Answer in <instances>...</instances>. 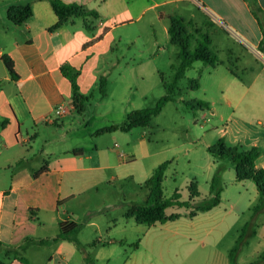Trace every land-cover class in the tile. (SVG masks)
I'll list each match as a JSON object with an SVG mask.
<instances>
[{
	"label": "rangeland",
	"instance_id": "obj_1",
	"mask_svg": "<svg viewBox=\"0 0 264 264\" xmlns=\"http://www.w3.org/2000/svg\"><path fill=\"white\" fill-rule=\"evenodd\" d=\"M17 1L0 0V14L6 17L8 5ZM179 10L188 23L194 22L202 34L212 37L211 49L218 53L220 49L218 56L224 66L215 72L213 66L196 62L180 81L176 99L164 107L151 125L129 132L121 128L108 130L123 126L134 111L155 107L166 95V84L173 82L181 63L180 47L171 43L165 30V26H170L171 17L160 19L151 12L140 19L132 17V21H125L124 17L109 19L111 35L101 47L97 80L90 79L83 89L89 99L84 101L82 111H74L66 119L72 145L104 148L114 157L112 162L121 164L116 169L94 170L71 177L77 196L68 204L74 212L73 221L81 227L78 238L96 264H231L235 249L238 251L236 264L262 262L264 211L255 214L253 210L259 199L242 214L224 204L195 219L183 215L177 221L152 227L128 216L134 206L146 202L149 194L146 181L167 161L170 165L163 184L166 198L179 190L182 199L188 201L191 198L188 186L192 181L199 183L203 195L209 192L206 186L208 153L222 137L227 123L214 114L215 107L227 116L231 112L220 101L215 84L225 77L227 66L240 67L230 63L235 35L231 29L224 32L214 28V17L203 12L197 11L196 17H192L190 7ZM261 18L264 22V17ZM250 21V18L242 20L240 28L253 37L264 34V29L261 33L258 24ZM189 30L193 36L192 50H195L202 40L201 34L191 27ZM249 61L258 71L264 66L255 54L247 55ZM103 76L107 77V96H103ZM193 79L201 81L203 89L193 87ZM207 98H216V105L210 101L209 107H196L197 100ZM143 139L147 140L145 148L141 145ZM133 150L137 153L135 158L131 155ZM122 152L125 157L120 156ZM88 164L91 163L88 161ZM225 182L230 191L227 195L230 193L233 202L240 197L245 203L250 200V194L240 184H232L229 176L224 181L226 188ZM239 189L242 195L238 194ZM171 211L187 213L184 208Z\"/></svg>",
	"mask_w": 264,
	"mask_h": 264
},
{
	"label": "crops",
	"instance_id": "obj_2",
	"mask_svg": "<svg viewBox=\"0 0 264 264\" xmlns=\"http://www.w3.org/2000/svg\"><path fill=\"white\" fill-rule=\"evenodd\" d=\"M63 1L96 10L99 17L73 16L53 29L60 18L52 0H18L8 5L6 17L0 14V264H25L23 259L29 264H86L75 243L60 238L61 223L73 221L74 212L68 203L77 194L71 177L116 169L121 164L112 162L114 157L104 148H78L70 143L66 119L78 110L73 104V81L65 67L71 66L77 72L76 82L82 93L90 79L97 80L101 47L111 35L109 19L124 17L125 21H132V17L140 19L151 12L160 19L184 17L179 9L190 7L192 17L197 11L203 12L215 18L214 28L224 32L231 29L235 36L230 63L240 67L227 66V74L215 84L219 99L230 108V114L227 116L216 107L214 114L227 121L221 137L227 145L241 151L261 148L263 153L256 167L264 168V66L258 71L252 61L247 62V55L255 54L264 64V34L247 0ZM258 3L264 10V0ZM26 5L32 6L33 16L18 25L10 19L9 10ZM245 18L256 22L262 34L253 37L240 28ZM87 21L91 29L87 28ZM169 29L165 26L171 40ZM7 59L13 61L16 76L10 73ZM224 65L220 59L219 65L211 67L216 72ZM199 89H203L201 81ZM205 101H215L216 105L217 99ZM61 105L66 107V113L58 116L56 110ZM141 145L148 146L147 140L143 139ZM131 155L137 157L135 150ZM207 159V189L217 168L224 164L227 170L223 180L229 176L232 184H240L250 194V200L245 203L240 197L233 202L225 182L222 205L238 214L251 209L260 198L255 181H238L231 159L217 158L210 151ZM44 167L48 169L40 173ZM238 192L242 195L240 189ZM10 249L16 252H8Z\"/></svg>",
	"mask_w": 264,
	"mask_h": 264
},
{
	"label": "trees",
	"instance_id": "obj_3",
	"mask_svg": "<svg viewBox=\"0 0 264 264\" xmlns=\"http://www.w3.org/2000/svg\"><path fill=\"white\" fill-rule=\"evenodd\" d=\"M250 7L258 19L262 29H264V22L262 18L264 17V10L260 7L258 0H247ZM53 7L58 14L60 21L53 29L61 26L70 17H82V18H98L99 12L96 10L85 9L83 6L78 4H68L63 0H52ZM33 16V8L31 5L26 6H12L9 10L10 19L18 25L24 24ZM170 35L171 42L174 45L180 47V59L181 63L178 67L177 73L174 77L173 82L167 83V93L163 96L157 105L153 108H146L130 113L127 122L123 126H113L108 130H118L121 128L124 131H131L136 127H148L151 125L153 119L160 115L164 107L169 103L174 101L175 93L179 88L180 81L186 76L187 71L198 61H202L208 65L216 67L220 63L219 56L216 52L211 49L212 38L209 34H202V30L194 22L188 23L181 16H174L170 18ZM87 28L91 29L88 21L86 22ZM189 27L193 28L197 33L201 34L202 40L198 43L195 50H192V34L190 33ZM7 67L13 76H16L14 69V63L12 60H6ZM65 71L70 76L73 81L74 86V105L75 109L82 111L83 103L87 99L77 82V72L71 67L66 66ZM193 87L200 88V81L193 79ZM103 96H107V77L103 76L102 80ZM82 103V104H80ZM196 107L204 108L209 107V102L205 100H197ZM210 153L217 158L221 159H231L233 164L236 166L237 180H253L255 181L259 193V203L254 205L253 210L255 214H259L264 211V168L257 169L256 162L258 158L262 155L263 150L261 148L255 147L248 151H241L238 147H229L225 139L221 138L210 147ZM170 165V162H164L160 164L155 170L152 177L146 181L145 185L148 188L149 194L147 200L144 204H139L134 206L128 213L129 217H134L139 224H145L150 227L166 224L168 222L177 221L183 217V215L188 218L195 219L201 213L212 212L213 210L222 206V193L225 190V185L223 181V175L227 170V166L221 164L212 179L209 192L203 195L201 187L197 181H192L188 189L190 191V199L185 201L182 199L179 190L176 191L173 197L166 198L164 193V181L166 178V172ZM48 167H44L40 173L45 172ZM39 173V174H40ZM187 209L186 214L180 212H172L171 209ZM81 227L73 221H65L60 225V238L71 240L84 254L86 264H96V260L87 251V247L83 244L79 238L78 234ZM8 252H16L13 250H8ZM237 249L231 253V264H236V254ZM25 264H29L26 259H23ZM264 264V254L262 256V262Z\"/></svg>",
	"mask_w": 264,
	"mask_h": 264
},
{
	"label": "built area",
	"instance_id": "obj_4",
	"mask_svg": "<svg viewBox=\"0 0 264 264\" xmlns=\"http://www.w3.org/2000/svg\"><path fill=\"white\" fill-rule=\"evenodd\" d=\"M64 113H66V107L64 105H61L57 108L56 110V114L58 116L63 115ZM116 146L118 147V144H116ZM126 155L124 154V152L121 153V157H125Z\"/></svg>",
	"mask_w": 264,
	"mask_h": 264
}]
</instances>
